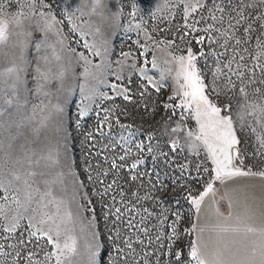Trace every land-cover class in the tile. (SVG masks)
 I'll use <instances>...</instances> for the list:
<instances>
[{"label":"rangeland","instance_id":"rangeland-1","mask_svg":"<svg viewBox=\"0 0 264 264\" xmlns=\"http://www.w3.org/2000/svg\"><path fill=\"white\" fill-rule=\"evenodd\" d=\"M43 3L52 5L42 11L51 14L56 22L55 29L59 33H49L48 44L54 46L61 57L59 61L55 60L51 56L53 49L47 48L46 52L52 60L50 67L55 72L64 66L68 71L64 78V90L57 91L53 87L52 95L40 99L49 105V109L52 105L61 104L65 110L68 135L66 143L61 139L57 145L60 134L56 132L55 122L52 121L41 132L40 147L60 153L61 165L52 170L53 178L58 180L53 187L57 199L64 201L60 207L61 216L68 211L72 213L71 221L62 227H67L66 235L77 238L78 247L81 249L82 255L73 264H87L84 245L89 237L88 223L93 217L91 211H86L89 207L88 201L91 200L88 193L90 186L94 187L91 195L102 202L101 236L105 238L108 246L102 264H113L114 249L120 244L118 239L113 244L116 231H121L122 234L128 232L123 220L116 222L113 227L111 217L107 222L103 219L105 204L121 207L122 212L124 211V204L120 203L121 190L126 193L125 204L128 201L135 202L130 193L136 190H139L141 196L151 195L158 198L135 202L139 214L137 211L130 214L136 217V223L141 216L146 215L144 208L154 213L141 224V227L149 229L154 245L168 243L166 240L157 242L155 238L159 232L170 233V225L175 219L174 213H178L181 240L173 247L183 244L184 251L187 252V245L193 240L186 230L192 228L195 210L189 197L198 198L204 192L207 183L214 177L215 166L207 156L202 142L194 139L199 133V124L193 110L175 108L174 113L173 109L164 107L166 103L175 107L182 99L180 95H176V73L179 69L173 57L186 55L189 48L193 52L200 48L208 51L207 47L197 45L192 36L180 39L181 32L187 31L182 27L184 5L181 0H102L100 7L95 5V0H43ZM10 11L15 12L16 9ZM201 14L208 16L210 13L198 11L189 17V22L198 19ZM203 26V23L198 25ZM201 34L198 32L193 35ZM60 40H63V44L58 43ZM169 40L175 43L169 46ZM85 42L90 49L84 47ZM69 48L75 49V52H70ZM96 51L101 54L94 55ZM16 52L11 41L7 47L0 48V81L6 78V69L12 66ZM29 52L28 58L32 59L35 53L31 48ZM81 52L88 58L89 64L79 59L78 54ZM153 61L155 68L152 67ZM197 64L205 74V82H210L214 70L213 59L210 56L203 57L198 59ZM85 68L88 69V75H85ZM141 69L144 70L143 73ZM149 80L160 87L159 92L152 87ZM233 80L237 88L243 86L235 77ZM113 84L121 88L128 87L132 100L125 101L118 96L111 88ZM254 89H259L260 92L256 93ZM247 91L249 95L246 99H241L238 91H232L220 95L214 102L218 106L227 103L232 105L231 115L237 137L241 141L238 145L240 158L243 159L245 168L257 171L253 165L264 159L261 155L264 149L260 147L257 139L264 135V84L257 80L248 85ZM142 92L144 95H141ZM170 96H175V99L169 100ZM29 100L31 103L27 107L26 115L32 118V126L38 127L47 110L41 113L37 109L33 114L32 106L40 101L35 96H30ZM85 108L87 115H82ZM223 114L225 113L222 112ZM173 128L178 130L173 132ZM89 133L92 134L91 138ZM150 134L153 136L151 140ZM73 135L79 136L77 146L84 161L83 171L91 176L90 185L83 184L77 172ZM7 137L8 132L0 129V144L6 142ZM172 141H177L179 146L173 149ZM141 143L144 145L143 149L138 147ZM149 145L153 149L151 152L148 151ZM3 152L4 149L0 147V159L3 158ZM120 156H125V159L121 161ZM141 159L144 163L137 169H131V164ZM113 160L122 167L111 168ZM182 166L186 167L182 170ZM60 171L64 172L62 177L57 176ZM105 171L108 172L107 176L101 174ZM133 173L146 175L131 185L125 183V179ZM114 179L117 183L104 194L107 185ZM152 183L156 184L159 191L151 187ZM161 185L165 188H161ZM50 207L55 211V205ZM165 216L167 220L161 224L160 221ZM128 217L129 214L125 213V218ZM96 230L100 233L98 223ZM129 234L145 238L142 232L133 230ZM3 235L5 234L0 233V243H5ZM52 250L51 246L44 247L43 251L37 249L38 259L42 264L45 261L44 253ZM149 250L154 251L155 247ZM4 264H11V257ZM46 264H54V260L47 261Z\"/></svg>","mask_w":264,"mask_h":264},{"label":"snow or ice","instance_id":"snow-or-ice-1","mask_svg":"<svg viewBox=\"0 0 264 264\" xmlns=\"http://www.w3.org/2000/svg\"><path fill=\"white\" fill-rule=\"evenodd\" d=\"M181 3L184 5L182 27L187 31L181 32L180 39L192 36L197 45L207 47L208 51L200 48L193 52L189 48L186 55L173 57L179 69L176 73L178 86L176 95H180L182 99L175 107L171 103H166L164 107L173 109L174 113L175 108L193 110L199 124V133L194 139L202 142L207 156L215 166L214 177L207 183L204 192L198 198L189 197L198 211L205 196L215 191L216 181L224 182L241 176L264 178V170H261L264 169V159L253 165L257 168V171H253L252 168H245L244 161L240 158L238 145L241 141L237 137L231 115L232 105L227 103L218 106L214 102V99H219L220 95L232 91H238L241 99H246L249 95L248 85L257 80L264 84V0H235L234 3L233 0H181ZM95 5L100 7L102 0H95ZM51 7V4H44L43 0L39 2L38 0H0V48L7 47L11 41L12 47L17 50L12 66L6 69V78L0 81L3 85L0 87V129L8 132L6 142L0 144L4 149L3 158L0 159V233L5 234L2 236L5 243H0V258H3L0 259V264H4L9 257L11 264H42L38 259L37 249L43 251L46 246H51L53 250L44 253V264L53 260L54 264H73L74 260L82 255L77 238L66 235L68 229L62 227L71 221L72 213L68 211L61 216L60 207L64 201L57 199L53 187L58 180L53 178L52 170L61 165L60 153L40 147L41 132L48 128L52 121L55 122L56 132L60 134L57 145L61 139L66 143L68 135L64 118L65 110L61 104L52 105L49 109V105L40 99L52 95L53 87L57 91H63L64 78L68 71L66 67L61 66L54 72L50 67L52 60L46 52V49L51 47L53 49L51 56L57 61L61 59L54 46L48 44L49 33L55 31L59 34L55 29L54 18L50 13L42 11L43 8ZM93 10L95 11V8ZM201 10L210 14L208 16L201 14L198 19L189 22V17ZM201 23L204 26L198 27ZM198 32L202 34L193 35ZM58 43L63 44V40ZM174 43L173 40L167 41L169 46ZM84 47L90 49L86 42ZM30 48L35 53L32 59L28 58ZM69 51L74 53L75 49L69 48ZM100 54L99 51L94 53L96 56ZM78 56L85 64L90 63L84 53L81 52ZM209 56L214 61V70L212 80L206 83L205 74L198 67L197 61ZM152 67H156L154 61ZM141 72L143 73L144 70L141 69ZM88 74V69L85 68V75ZM233 77L243 86L237 88ZM149 83L157 92L160 91V87L151 80ZM111 88L125 101L132 100L128 87L121 88L113 84ZM253 91L260 92L259 89ZM141 95H144V92ZM30 96H35L40 101L39 104L32 106L33 114L37 109L41 113L47 110L38 127L32 126V118L26 115L27 107L31 103ZM172 99H175V96L169 97V100ZM222 112L225 114L222 115ZM81 114L87 115V108ZM177 130V128L172 129L173 132ZM91 136L92 134L89 133L90 138ZM152 138L150 134L149 139ZM257 139L260 147L264 149V135L258 136ZM178 146L177 141H172L173 149ZM138 147L143 149V143ZM152 150L149 145L148 151ZM64 152L66 155V147ZM261 155L264 156V152ZM119 159L123 161L125 156H120ZM143 163L142 159L137 160L130 167L137 169ZM110 167L118 169L122 165H118L113 160ZM184 167L186 166H182V170ZM101 174L107 176L108 172ZM63 175V171L57 174L58 177ZM144 175L146 173L130 174L125 179V183L131 185ZM88 179L91 180V176ZM116 183L114 179L108 184L104 194H107ZM151 187L157 189L154 183ZM160 187L165 188L164 185ZM130 194L135 202L158 199L151 195L141 196L139 190ZM125 195L126 193L121 190L120 203L124 204L123 212L121 207L107 204L104 206L106 210L103 219L107 222L111 217L113 227L116 222L123 220L128 230L123 234L121 231H116L113 237L114 245L117 239L120 241L114 249L113 264H255L253 259H235L246 252L248 246L237 248L240 242L229 238V234L246 237L249 233L257 232V229L249 226L242 217L237 216L234 225L217 226L220 234L211 253L209 244L199 236L195 241L188 243V251L185 252L183 244L173 247L181 240L178 231L180 221L178 213H174L175 219L170 225V233L159 232L156 235L157 242L166 240L168 243L154 245L149 229L141 227L143 221L154 213L144 208L143 212L146 215L141 216L140 221L134 223L136 217L130 214L137 211L135 202L128 201L125 204ZM112 199L115 201L114 196ZM91 204L92 201L89 200V207L86 208V211L93 213L92 220L88 223L89 237L84 245L86 261L87 264H102L108 246L105 238L96 230L98 221L95 209L90 207ZM51 205H55V211L51 209ZM125 213L129 214L128 218H125ZM232 218L231 213L224 217L225 220ZM165 220H167L166 216L160 221L161 224ZM133 230L142 232L146 239L129 234ZM186 231L188 235H192L196 229L193 227ZM200 231L203 232L204 229ZM259 234L262 238L261 245L258 249L254 247L251 254L254 257L258 252L260 264H264V228L260 229ZM153 247L155 250L150 251L149 249Z\"/></svg>","mask_w":264,"mask_h":264},{"label":"crops","instance_id":"crops-1","mask_svg":"<svg viewBox=\"0 0 264 264\" xmlns=\"http://www.w3.org/2000/svg\"><path fill=\"white\" fill-rule=\"evenodd\" d=\"M214 189V192L205 196L198 211L195 207L192 228L195 227L196 231L192 234V240L195 241L199 236L209 244L211 253L215 249V242L220 234L217 226L234 225L235 218L242 217L249 226L256 228L257 232L249 233L246 237L229 234L230 239L240 242L237 248L248 246L247 251L235 259H253L255 264H260L258 252L254 257L251 253L252 249L254 247L258 249L262 242L259 231L264 228V178L235 177L224 182L218 181ZM230 213L233 218L225 220L224 217ZM200 229L204 231L201 232Z\"/></svg>","mask_w":264,"mask_h":264},{"label":"trees","instance_id":"trees-1","mask_svg":"<svg viewBox=\"0 0 264 264\" xmlns=\"http://www.w3.org/2000/svg\"><path fill=\"white\" fill-rule=\"evenodd\" d=\"M73 139H74V150L76 151L75 154V164H76V169L77 172L79 174V177L82 181L83 184H87L90 185L91 180L88 179L89 176H87V174L83 171V167H84V161L83 158L81 157L82 153L80 152L77 143L79 141V136H75L73 135ZM82 168V169H81ZM88 189V188H87ZM94 190V187L91 188V186L88 189V193L91 196V201H92V208L95 209V213L97 216V221L99 224V231L100 234L102 235V231H103V225L101 223V212H102V202L100 200H98L95 196L91 195V192Z\"/></svg>","mask_w":264,"mask_h":264}]
</instances>
